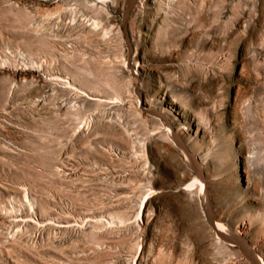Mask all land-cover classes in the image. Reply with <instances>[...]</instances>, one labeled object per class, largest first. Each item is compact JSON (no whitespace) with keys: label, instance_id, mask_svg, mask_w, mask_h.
Returning a JSON list of instances; mask_svg holds the SVG:
<instances>
[{"label":"rangeland","instance_id":"obj_1","mask_svg":"<svg viewBox=\"0 0 264 264\" xmlns=\"http://www.w3.org/2000/svg\"><path fill=\"white\" fill-rule=\"evenodd\" d=\"M126 6L0 0V264H264V0Z\"/></svg>","mask_w":264,"mask_h":264},{"label":"water","instance_id":"obj_2","mask_svg":"<svg viewBox=\"0 0 264 264\" xmlns=\"http://www.w3.org/2000/svg\"><path fill=\"white\" fill-rule=\"evenodd\" d=\"M132 2H133V0H126V5L127 6H126L125 13L130 8ZM124 16H123V18H124ZM180 146L183 148V146L181 144H180ZM209 220H210V216H209ZM216 233L224 241H226L228 243H231V244H237V245H239L240 248H241V250H242V252H243V254L251 261V263L252 264H258L257 260L253 256V254L247 248H245V246H244L241 238L239 237V235L237 233L231 232V231H229V232H223V231H218V230H216Z\"/></svg>","mask_w":264,"mask_h":264},{"label":"bare ground","instance_id":"obj_3","mask_svg":"<svg viewBox=\"0 0 264 264\" xmlns=\"http://www.w3.org/2000/svg\"><path fill=\"white\" fill-rule=\"evenodd\" d=\"M146 198H147V197H145V198L143 199V201L146 200ZM217 229H218V228H217ZM218 230H219V229H218ZM223 232H225V231H223Z\"/></svg>","mask_w":264,"mask_h":264}]
</instances>
